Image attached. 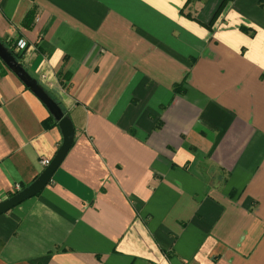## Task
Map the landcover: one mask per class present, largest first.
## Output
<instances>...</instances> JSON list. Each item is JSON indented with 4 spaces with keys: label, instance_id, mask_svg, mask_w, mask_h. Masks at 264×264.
Listing matches in <instances>:
<instances>
[{
    "label": "crops",
    "instance_id": "0c3cea01",
    "mask_svg": "<svg viewBox=\"0 0 264 264\" xmlns=\"http://www.w3.org/2000/svg\"><path fill=\"white\" fill-rule=\"evenodd\" d=\"M0 38L75 130L0 264H264V0H0ZM4 70L0 200L62 141Z\"/></svg>",
    "mask_w": 264,
    "mask_h": 264
},
{
    "label": "water",
    "instance_id": "95a60500",
    "mask_svg": "<svg viewBox=\"0 0 264 264\" xmlns=\"http://www.w3.org/2000/svg\"><path fill=\"white\" fill-rule=\"evenodd\" d=\"M0 60L7 66L22 82L32 91L48 109L49 113L57 121L62 134V141L50 162L41 170L38 176L28 185L7 198L0 200V214L18 205L22 201L34 196L42 190L50 181L52 174L57 169L66 153L68 152L74 138V125L69 117L63 113L59 105L46 92L36 77L26 69L0 42Z\"/></svg>",
    "mask_w": 264,
    "mask_h": 264
},
{
    "label": "trees",
    "instance_id": "16d2710c",
    "mask_svg": "<svg viewBox=\"0 0 264 264\" xmlns=\"http://www.w3.org/2000/svg\"><path fill=\"white\" fill-rule=\"evenodd\" d=\"M222 4H223V3H222ZM222 4H221V6L217 9V11L215 12L213 18L216 17L217 14L219 13V11L221 10V8H222ZM36 12H37V8H36L35 6H33L31 9H29V10L27 11V13L25 14V16H24L22 22H21V26L24 27V28H30V27L32 26V24H33V21H34V18H35ZM212 21H213V20H211V22H212ZM211 22L207 24V26H208L209 28H210V24H211ZM0 42L2 43V45H3L5 48H7V50L13 55V57H14L17 61L20 62V59H19V56H20V55L14 51V46H15V44H16V41L11 43V41H7V40H5V39L0 38ZM4 68H5V65L2 63V61H0V74H1V75L5 73ZM67 78H68V76H67ZM45 90H46V89H45ZM46 92L49 93L47 90H46ZM51 98H52V99H53V100L59 105V107L61 108L59 102L56 101L55 98H53V97H51ZM61 110L63 111L64 114L68 115L67 110H64V109H62V108H61ZM42 124H43L44 127L48 128V127H52V126H54V125H57V121L54 120V118H53V116H52L51 114H49V116H48L45 120H43ZM21 187L23 188L24 186H21Z\"/></svg>",
    "mask_w": 264,
    "mask_h": 264
},
{
    "label": "built area",
    "instance_id": "2783aa9c",
    "mask_svg": "<svg viewBox=\"0 0 264 264\" xmlns=\"http://www.w3.org/2000/svg\"><path fill=\"white\" fill-rule=\"evenodd\" d=\"M26 48H27V43L23 39H18L16 41L15 46H14V51L16 53L22 55L24 53V51L26 50ZM38 79H39L41 85H43L47 88H51L53 86V82L51 81L50 76L46 75L45 73L40 74ZM59 88L61 91L64 90L62 87H59ZM40 162L45 167L50 162V160L47 158H42ZM21 188L22 187L19 184H15L14 191L12 192V194L19 191Z\"/></svg>",
    "mask_w": 264,
    "mask_h": 264
}]
</instances>
